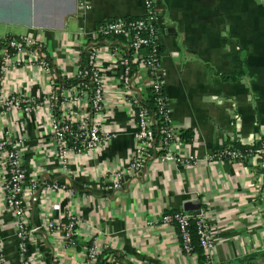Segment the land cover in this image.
<instances>
[{
    "label": "crops",
    "instance_id": "crops-1",
    "mask_svg": "<svg viewBox=\"0 0 264 264\" xmlns=\"http://www.w3.org/2000/svg\"><path fill=\"white\" fill-rule=\"evenodd\" d=\"M150 0H0V40L27 36L41 42L59 87L75 79L91 47L105 81L104 113L90 118L114 135L100 152L73 157L61 167L51 145L45 108L31 114L13 111L0 118V137L20 140L28 180L38 190L28 204V253L35 264H82L94 240L98 264H197L182 252L177 229L162 216L199 212L213 233L211 264L236 263L255 255L264 264V169L256 160L207 161L228 143L259 147L264 139V0H151L158 15L156 29L168 116L178 139L172 150L193 155L196 163L147 161L137 176L124 179L122 189L106 190L104 176L124 167L134 147L136 122L117 87L118 71L106 52L117 40H102L97 28L112 18L141 17ZM240 56L245 75L234 82L232 58ZM15 67L10 89L43 96L41 73L34 66ZM137 80L143 84L144 71ZM84 106L89 114L88 97ZM189 133V141H181ZM157 147V146H156ZM156 153V152H155ZM0 170V236L8 264H20L16 219L3 198ZM96 179V180H94ZM59 189L55 191L52 186ZM79 220L78 237L45 229L47 222Z\"/></svg>",
    "mask_w": 264,
    "mask_h": 264
},
{
    "label": "built area",
    "instance_id": "built-area-1",
    "mask_svg": "<svg viewBox=\"0 0 264 264\" xmlns=\"http://www.w3.org/2000/svg\"><path fill=\"white\" fill-rule=\"evenodd\" d=\"M157 20L158 15L154 6L148 1L144 15L138 20L126 22L124 17L109 19L98 26L96 35L102 40L130 38L128 47L135 51L133 60L135 62L142 60L139 70H151L153 87L156 91L162 92L163 79L160 68L162 54L158 53L160 45L156 29ZM145 47L148 48L147 52L141 53L140 50ZM98 53L97 48H90L86 55V68L80 70L77 75L84 82L66 91L58 86L41 42L27 36L7 37L0 40V118L4 120L5 116L8 117L13 111L27 115L45 108L48 112L47 127L51 145L61 167H66L73 157L99 153L114 137L109 131L100 129L96 119L90 118V114L98 116L104 113L108 93L98 66ZM106 55L118 71L117 87L120 98L131 110L136 122L134 147L124 167L104 176L106 190L115 193L122 189L124 179L140 174L149 160L157 159L159 163L170 161L181 164L196 163L195 156L183 155L172 150L173 144H180L172 128L160 129L161 140L159 145L155 146L156 132L153 128L155 123L144 110L139 109L135 112L139 105V94L135 88L138 74L131 70L129 59L117 45L108 50ZM20 64L38 68L41 73L40 79L44 83L43 96L16 93L10 89V74ZM86 97L89 101V114L83 101ZM159 111L163 116V122L170 123L167 103L162 98H159ZM19 144L20 140H12L7 134L5 137H0V170L4 172L1 190L7 212L16 219V249L20 264H35V259L28 253L29 235L41 228L35 227L31 231L28 229L27 212L28 204L39 187L37 182L28 180L26 176ZM224 160L238 163L256 160L257 167L264 169V139L255 150L242 152L224 147L210 154L207 161L223 162ZM52 188L55 191L59 189L56 185ZM256 191L258 203L264 205V192L260 188ZM196 218L199 243L209 257L214 247L213 233L204 216L200 214ZM190 219V216L180 212L162 216L163 224L176 227L182 252L187 255H191L188 231ZM78 224L79 220L76 216L70 215L66 224L47 222L45 229L53 233H62L66 240L71 242L78 237ZM101 254L102 250L93 240L82 264H98ZM0 264H8L1 236ZM111 264L116 262L112 260Z\"/></svg>",
    "mask_w": 264,
    "mask_h": 264
},
{
    "label": "trees",
    "instance_id": "trees-1",
    "mask_svg": "<svg viewBox=\"0 0 264 264\" xmlns=\"http://www.w3.org/2000/svg\"><path fill=\"white\" fill-rule=\"evenodd\" d=\"M161 1H162V4L164 5V9H168L170 0H161ZM139 18L140 17H124V19H126V22L138 20ZM117 41L119 42V44L127 48L128 53L126 57L130 61L131 70L139 75L141 73L139 72V69L141 68L140 64L142 60L139 59L137 60V62L133 60L135 51L132 48L128 47L130 38L119 37ZM147 50L148 48L145 47L143 48V50H140V52L141 53L147 52ZM159 52L160 53L162 52L160 47L158 48V53ZM85 68H86V62L85 64L83 63V65L81 66V70ZM232 68L233 70L230 74H216L217 77L221 81L234 82L245 75L243 60L240 56H234L232 58ZM143 71L145 75L143 82H142L143 84H141V82H139L138 80L135 83L136 91L139 94V105L135 109V112H138L139 109L144 110L146 114L150 116L151 120L155 123L153 124V128L156 132L155 146H158L161 140L160 139L161 138L160 129L161 128H172L170 123L163 122V116L160 114V111H159V98H162V100L165 103H168V102H167V98L164 93V89H162V92L156 91L154 89L153 87L154 79H152L151 70H143ZM83 82L84 81L81 80L80 77H76L75 79L64 81L63 84L65 88L66 87L70 88L72 86H76ZM191 138H192V135L189 133H182V135L180 136V140L184 142L189 141ZM226 147L232 150H240L242 152H245L247 150H255L256 148H258L255 146H243L236 142L234 143L230 142L226 145ZM188 231L190 234V254L196 257L197 264H211V262L209 261V257L205 254V252L203 251L199 243V236L197 234V218L196 217L195 218L191 217ZM254 260H255V255H251L236 263H222V264H255Z\"/></svg>",
    "mask_w": 264,
    "mask_h": 264
},
{
    "label": "water",
    "instance_id": "water-1",
    "mask_svg": "<svg viewBox=\"0 0 264 264\" xmlns=\"http://www.w3.org/2000/svg\"><path fill=\"white\" fill-rule=\"evenodd\" d=\"M197 216H199V212L193 213L191 217H192V218H195V217H197Z\"/></svg>",
    "mask_w": 264,
    "mask_h": 264
},
{
    "label": "rangeland",
    "instance_id": "rangeland-1",
    "mask_svg": "<svg viewBox=\"0 0 264 264\" xmlns=\"http://www.w3.org/2000/svg\"><path fill=\"white\" fill-rule=\"evenodd\" d=\"M145 8H146V7H145ZM158 41H159V39H158ZM222 149H223V148H222ZM222 149H221V150H222ZM211 154H212V153H211Z\"/></svg>",
    "mask_w": 264,
    "mask_h": 264
}]
</instances>
